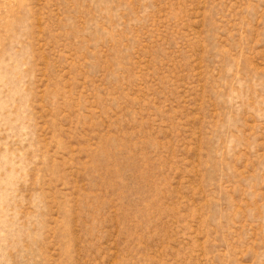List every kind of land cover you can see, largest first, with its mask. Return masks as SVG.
Listing matches in <instances>:
<instances>
[{"label": "rangeland", "instance_id": "1", "mask_svg": "<svg viewBox=\"0 0 264 264\" xmlns=\"http://www.w3.org/2000/svg\"><path fill=\"white\" fill-rule=\"evenodd\" d=\"M0 264H264V0H0Z\"/></svg>", "mask_w": 264, "mask_h": 264}]
</instances>
